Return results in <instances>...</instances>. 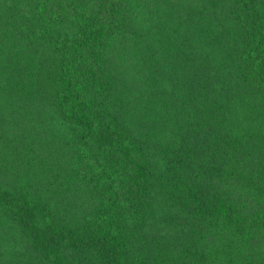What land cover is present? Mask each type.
<instances>
[{
	"label": "trees",
	"instance_id": "16d2710c",
	"mask_svg": "<svg viewBox=\"0 0 264 264\" xmlns=\"http://www.w3.org/2000/svg\"><path fill=\"white\" fill-rule=\"evenodd\" d=\"M0 264H264V0H0Z\"/></svg>",
	"mask_w": 264,
	"mask_h": 264
}]
</instances>
